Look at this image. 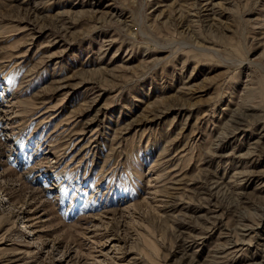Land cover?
Masks as SVG:
<instances>
[{"label": "rangeland", "instance_id": "374dc122", "mask_svg": "<svg viewBox=\"0 0 264 264\" xmlns=\"http://www.w3.org/2000/svg\"><path fill=\"white\" fill-rule=\"evenodd\" d=\"M0 264H264V0H0Z\"/></svg>", "mask_w": 264, "mask_h": 264}]
</instances>
